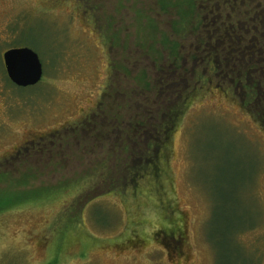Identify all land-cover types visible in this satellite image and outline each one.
<instances>
[{"label":"rangeland","instance_id":"1","mask_svg":"<svg viewBox=\"0 0 264 264\" xmlns=\"http://www.w3.org/2000/svg\"><path fill=\"white\" fill-rule=\"evenodd\" d=\"M68 1L0 0V264H173L155 236L171 209L188 236L181 264H264V131L233 98L200 92L186 108L159 110L176 128L161 168L153 169L157 177L147 168L154 153L142 155L134 144L129 154L116 142L124 126L114 120L65 132L103 88L107 109L121 108L159 79L142 50L127 55L133 75L117 82L112 72L125 71V39L134 33L137 41L147 0H85L97 13L93 29ZM82 12L91 22L89 10ZM155 20L164 25L161 16ZM118 38L125 41L112 46ZM24 47L43 74L35 86L15 88L2 54ZM168 69L162 63L167 84L180 81L167 79ZM42 137L51 140L23 153ZM134 240L133 250L127 245Z\"/></svg>","mask_w":264,"mask_h":264},{"label":"flooded vegetation","instance_id":"2","mask_svg":"<svg viewBox=\"0 0 264 264\" xmlns=\"http://www.w3.org/2000/svg\"><path fill=\"white\" fill-rule=\"evenodd\" d=\"M73 1L75 3L73 2L72 9L75 14L78 13L77 17L85 22L88 28L93 29L99 24L93 6H86L85 0ZM154 6L159 8L156 14L153 11ZM82 9L89 10L91 22L86 21ZM141 9L138 13L143 18L138 24L139 29L136 30L137 41L134 40V33L132 37L125 39L128 42L123 55L126 61V66L123 67L125 71L112 72L116 81L118 76L128 78L129 75H133L127 66L129 62L135 61L134 53L142 50L146 57L154 58L151 59L154 64L152 66L157 65L159 79L153 86L149 82L147 86L141 84L142 88L137 92L139 99L134 101L128 98L127 104H123L121 108L116 103L107 109L102 99L107 92L103 88L94 107L84 115L81 123L66 127V133L67 128L70 129V134H76L85 132L86 127L89 131L91 128L94 129L90 123L101 126L103 120H114L118 123V127L119 124L124 126V129L116 134V142H121L124 147L127 146L129 154L134 152V144L140 148L139 143L143 142V148L139 149H143L142 155L148 156L154 153L155 156V164L150 163L147 168L158 170V165L161 168L164 151L168 148L176 128H174L175 124L167 127L168 120H164V113L158 115L162 108H175L174 105L177 104L186 108L197 100V94L200 92L217 93L236 100L258 124L251 111L256 105H264V0H147ZM154 16H161L164 25L157 23ZM164 26L167 28L165 29ZM168 27L170 30H167ZM98 37L103 40L101 34ZM125 40L118 38V42H115L111 39L110 44L120 46ZM160 51L163 54L161 58L158 57ZM129 53L133 58L127 57ZM162 63H168L169 66L167 79H180V81L167 84L160 76ZM143 73L144 71L139 74ZM190 85L191 90H189ZM124 91L123 95L127 90ZM149 103L153 105L151 109ZM133 113L135 114L132 117ZM158 118L161 120L160 124ZM152 125H155L154 129ZM49 140L51 139L44 137L40 140L30 139L28 145L23 147V153L29 155ZM152 141L158 143L155 149ZM121 152L118 151L117 156L121 155ZM114 153H117L115 148ZM165 171L163 166L162 172ZM159 234L160 243L170 242L173 238L183 244L182 257L188 256L189 242L185 229L180 228L172 237L171 232L167 231H160ZM168 258L172 261L171 256Z\"/></svg>","mask_w":264,"mask_h":264},{"label":"water","instance_id":"3","mask_svg":"<svg viewBox=\"0 0 264 264\" xmlns=\"http://www.w3.org/2000/svg\"><path fill=\"white\" fill-rule=\"evenodd\" d=\"M9 81L18 88L32 87L42 78V66L36 53L29 48L9 49L2 54Z\"/></svg>","mask_w":264,"mask_h":264},{"label":"trees","instance_id":"4","mask_svg":"<svg viewBox=\"0 0 264 264\" xmlns=\"http://www.w3.org/2000/svg\"><path fill=\"white\" fill-rule=\"evenodd\" d=\"M12 86L15 87V88H18V87H16L13 84H12ZM251 113L253 114L252 116L257 120L260 128H262V130L264 131V105H256L254 108H252ZM160 122H161V120L158 118V123L160 124ZM169 134H170V131L168 132V135ZM152 142H153L152 143L153 144V149H155L156 147H158L157 146L158 143H156L157 141H152ZM136 144H137V142H136ZM140 148H143V146H141ZM124 149H125V147H124ZM149 169H150V175H152L151 177H153V176L154 177H157L158 176V175L157 176L155 175V171H157V169H155V171L153 170L152 167H150ZM126 172H128V175L130 174L129 169H127ZM139 173L140 172H137V174H139ZM135 175L133 174L134 177H135ZM174 215L175 214L172 212V209H171V213L169 214V218L171 217V221L167 220L166 216H164L163 218H166V220L162 222V225H161L160 229H158V231L160 230V231L171 232L170 236L172 237V235L175 234V232H177V230H179V227H180V225L182 223L181 222V218H179L177 216L175 218ZM160 231L157 234L155 233V236H159L160 235L159 234ZM134 237L135 236H131V237H129V239L130 238H134ZM159 238H160V236H159ZM127 241L122 242L121 244L124 245V246H126L125 243ZM140 241L143 242L144 240L140 239ZM159 244L165 249V252L167 253V257L168 256H171L173 262H175L176 260L179 259V262H180L179 264H181V261L182 260L180 258H182V256H184V251H182V249H181V247H182L183 244L181 245L178 241L174 240L173 238L170 239V242H166V243H162V242L160 243L159 242ZM141 245H142V243H139V246H141ZM136 246H138V244H136V240L131 241L127 245L128 248L130 247V249H133V250L136 249ZM183 259H186V257H184Z\"/></svg>","mask_w":264,"mask_h":264}]
</instances>
